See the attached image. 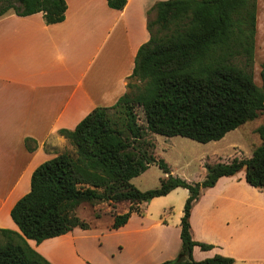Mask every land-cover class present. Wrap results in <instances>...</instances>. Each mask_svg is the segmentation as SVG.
Wrapping results in <instances>:
<instances>
[{
	"label": "trees",
	"instance_id": "1",
	"mask_svg": "<svg viewBox=\"0 0 264 264\" xmlns=\"http://www.w3.org/2000/svg\"><path fill=\"white\" fill-rule=\"evenodd\" d=\"M126 0H107L121 10ZM65 0H0V16L41 12L45 23L63 21ZM149 39L136 52L126 91L111 106H99L73 129H60L73 148L39 164L30 190L10 210L18 231L0 228V264H52L33 249L36 243L89 224L74 211L83 202L129 201L113 215L110 229L124 225L142 203L182 187L188 190L180 217L181 247L176 257L157 264H233L221 254L202 260L192 249L213 247L191 236L190 214L204 188L219 177L245 171V180L264 189V123L256 128L260 144L249 157L206 164L204 178L189 182L173 176L143 138L147 131L206 143L264 111V62L258 86L251 71L255 54L257 0H165L148 11ZM241 62V63H240ZM140 108L144 125L138 122ZM117 115V118H114ZM31 139L25 146L33 150ZM156 162L165 173L155 188L141 191L130 180Z\"/></svg>",
	"mask_w": 264,
	"mask_h": 264
},
{
	"label": "crops",
	"instance_id": "2",
	"mask_svg": "<svg viewBox=\"0 0 264 264\" xmlns=\"http://www.w3.org/2000/svg\"><path fill=\"white\" fill-rule=\"evenodd\" d=\"M159 1L165 0H126L115 10L107 0H65V18L52 24L41 12L0 16V228L18 231L10 210L30 190L33 170L72 149L59 130L73 129L92 109L113 105L126 91L137 49L149 39L147 22L153 13L148 11ZM183 189L176 193L186 198ZM151 200L142 214L132 213L121 227L102 231L105 243L91 254L80 243L83 230L78 227L40 243L27 242L52 264L173 259L181 247L184 204L169 219L150 212ZM190 225L193 240L213 245L207 250L194 246V260L221 254L233 258V264H264V189L248 184L244 169L201 191Z\"/></svg>",
	"mask_w": 264,
	"mask_h": 264
},
{
	"label": "rangeland",
	"instance_id": "3",
	"mask_svg": "<svg viewBox=\"0 0 264 264\" xmlns=\"http://www.w3.org/2000/svg\"><path fill=\"white\" fill-rule=\"evenodd\" d=\"M257 11L255 54L251 71L255 83L260 86V64L264 62V0H259ZM136 113L138 122L143 123V126H145L141 109L136 108ZM114 118L118 119L117 115H114ZM263 123L264 111L254 119L227 132L220 140L206 143L182 136L167 137L151 133L145 127L143 138L150 145L149 151H152L157 159L164 160L173 176L189 182H197L203 178L206 164L229 162L234 157L244 158L251 155L253 149L261 142L256 133V128ZM69 151L73 153L74 150L72 148ZM164 175L165 173L159 165L154 162L145 171L132 178L130 182L139 190L144 191L157 187L160 178ZM176 192H184V189L180 188ZM176 192L170 193L166 197L153 198L149 206L150 212H160L169 219H175L186 199L183 193L181 195ZM163 200H167V203L162 204L161 201ZM144 204L142 203L140 207H143ZM129 205V201L107 202L94 200L83 202L77 206L74 213L89 224L87 229L79 228V230H83V233L78 235H80V243L90 254L91 251L95 252L105 243L101 233L109 228L113 221V215L126 211Z\"/></svg>",
	"mask_w": 264,
	"mask_h": 264
}]
</instances>
